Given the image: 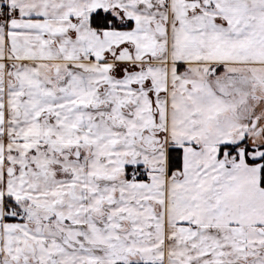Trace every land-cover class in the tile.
Instances as JSON below:
<instances>
[{"label": "snow or ice", "instance_id": "6c2138e0", "mask_svg": "<svg viewBox=\"0 0 264 264\" xmlns=\"http://www.w3.org/2000/svg\"><path fill=\"white\" fill-rule=\"evenodd\" d=\"M0 264H264V0H0Z\"/></svg>", "mask_w": 264, "mask_h": 264}]
</instances>
